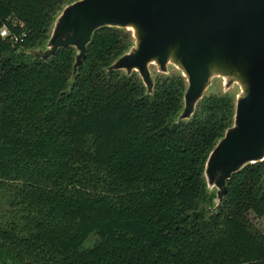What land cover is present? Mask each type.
Instances as JSON below:
<instances>
[{
	"label": "trees",
	"instance_id": "trees-1",
	"mask_svg": "<svg viewBox=\"0 0 264 264\" xmlns=\"http://www.w3.org/2000/svg\"><path fill=\"white\" fill-rule=\"evenodd\" d=\"M73 1L0 0V264H264L249 219L264 216V161L233 174L217 210L204 174L232 94L177 121L180 72L148 93L108 70L134 43L125 28L97 29L75 75L74 47L26 53Z\"/></svg>",
	"mask_w": 264,
	"mask_h": 264
},
{
	"label": "water",
	"instance_id": "water-1",
	"mask_svg": "<svg viewBox=\"0 0 264 264\" xmlns=\"http://www.w3.org/2000/svg\"><path fill=\"white\" fill-rule=\"evenodd\" d=\"M105 26L125 28L134 38L109 71L137 72L148 93L155 84L151 66L166 75L173 66L186 79L177 121L193 116L215 78L226 89L239 87L233 123L205 163L217 210L233 174L264 161V0H74L57 15L45 46L26 53L48 60L74 47L75 75L94 32Z\"/></svg>",
	"mask_w": 264,
	"mask_h": 264
},
{
	"label": "rangeland",
	"instance_id": "rangeland-1",
	"mask_svg": "<svg viewBox=\"0 0 264 264\" xmlns=\"http://www.w3.org/2000/svg\"><path fill=\"white\" fill-rule=\"evenodd\" d=\"M154 76H157L159 73L155 66H151ZM179 73V70H177L175 67L170 66V75H174ZM239 91V87L237 85H233L230 88L226 89L225 84L222 78L217 77L213 80L212 85L209 87V89L206 91L205 96H209L212 94H221L225 92H229L232 94V101L235 103L236 94ZM214 192V198L216 197V189H213ZM249 219L251 220L252 226L259 230L262 234H264V216L263 217H257L253 212L249 213ZM87 243V242H86Z\"/></svg>",
	"mask_w": 264,
	"mask_h": 264
},
{
	"label": "built area",
	"instance_id": "built-area-1",
	"mask_svg": "<svg viewBox=\"0 0 264 264\" xmlns=\"http://www.w3.org/2000/svg\"><path fill=\"white\" fill-rule=\"evenodd\" d=\"M0 34L3 36V37H6V36H9L10 35V32H9V30L7 29V28H5V29H2V30H0ZM12 40L14 41V42H20V41H22L23 40V36L21 35V36H12Z\"/></svg>",
	"mask_w": 264,
	"mask_h": 264
}]
</instances>
